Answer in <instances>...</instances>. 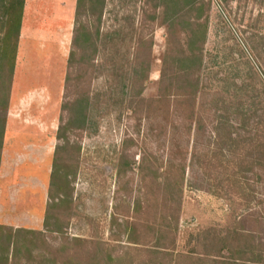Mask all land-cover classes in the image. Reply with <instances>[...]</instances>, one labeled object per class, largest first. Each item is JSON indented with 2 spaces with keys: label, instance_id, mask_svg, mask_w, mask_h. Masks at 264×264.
<instances>
[{
  "label": "rangeland",
  "instance_id": "1",
  "mask_svg": "<svg viewBox=\"0 0 264 264\" xmlns=\"http://www.w3.org/2000/svg\"><path fill=\"white\" fill-rule=\"evenodd\" d=\"M170 2L106 0L20 38L0 77V264H264V0H204L200 80L151 102L196 13L168 17ZM75 28L93 39L77 46Z\"/></svg>",
  "mask_w": 264,
  "mask_h": 264
},
{
  "label": "trees",
  "instance_id": "2",
  "mask_svg": "<svg viewBox=\"0 0 264 264\" xmlns=\"http://www.w3.org/2000/svg\"><path fill=\"white\" fill-rule=\"evenodd\" d=\"M170 1V3L163 6V13L168 17H174L175 15L185 17L187 14L196 13L194 16H191L190 30H186L185 32V45L187 49H184L181 54L173 60V64H176V66L175 69L171 71L173 74L171 78H168V57L165 55V59L163 60L164 65L161 72L159 94L156 98L151 99V102H161L163 100L167 91L165 82L168 79L191 77L192 82L189 85L194 86V84H197L200 79L199 77L195 78V76L204 66L203 48L201 47V42H204L205 40V29L207 26L202 21L204 0H184L183 4L174 3L172 0ZM24 3L25 0H0V77L6 72L10 84L13 79L17 62ZM105 5L106 0H77L75 24L79 23L78 17L82 13H87L93 16L99 13V15L102 16ZM193 26H195V29H193ZM96 35L99 36V30H97ZM92 37V32L86 31L84 28H80L79 30L78 28H75L74 41L77 46L80 43V40L82 41L83 39L84 42H88L93 39ZM139 60L138 57H135L134 59L135 67L132 71L133 79L130 84L131 88L133 87L134 89L139 87L138 84L139 82L141 83V80L145 77V71H147V66H145L144 63L138 64ZM3 83L4 81L0 80V86ZM135 95L139 97V90ZM1 102L5 103L6 112L5 115L0 114V163L7 124V114L9 110V95H7V100L5 99ZM88 107L89 97L85 99V103L78 104L77 113L80 114H77V117L79 119L85 121ZM216 137L218 139V134Z\"/></svg>",
  "mask_w": 264,
  "mask_h": 264
},
{
  "label": "crops",
  "instance_id": "3",
  "mask_svg": "<svg viewBox=\"0 0 264 264\" xmlns=\"http://www.w3.org/2000/svg\"><path fill=\"white\" fill-rule=\"evenodd\" d=\"M76 7H77V0H25L20 38H22V35L27 31L31 32L32 34L36 33L38 36H42V37H48L53 32L57 33L58 35L59 34L61 35V32L63 33L66 24L69 25L72 24L73 20L75 22ZM48 24L51 26V29H49ZM20 44L21 43L19 42V45ZM8 114H7V123L9 120ZM8 129L9 128L6 124L4 141L8 136V131H9ZM23 130L27 132L28 131L33 132L34 128H23ZM27 147H29V151L23 154L22 160L25 163H30L28 161L31 160L30 164L31 167H33L34 142L28 143ZM36 149L38 150V147H36ZM1 157L2 158L0 165L3 164L5 160L4 155L1 154ZM1 177L2 175L0 173V191L2 189ZM24 192H26L25 194H31L29 197L34 199L33 192L29 190H25ZM0 198H1V192H0Z\"/></svg>",
  "mask_w": 264,
  "mask_h": 264
}]
</instances>
